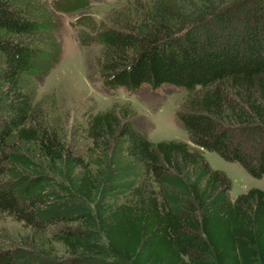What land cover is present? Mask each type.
Segmentation results:
<instances>
[{
  "label": "trees",
  "instance_id": "1",
  "mask_svg": "<svg viewBox=\"0 0 264 264\" xmlns=\"http://www.w3.org/2000/svg\"><path fill=\"white\" fill-rule=\"evenodd\" d=\"M145 4L99 31L103 81L184 88L190 140L264 175V0ZM57 25L41 0H0V211L30 230L0 264H264V187L231 198L200 147L152 141L114 107L88 115L86 153L67 143L37 98Z\"/></svg>",
  "mask_w": 264,
  "mask_h": 264
},
{
  "label": "rangeland",
  "instance_id": "2",
  "mask_svg": "<svg viewBox=\"0 0 264 264\" xmlns=\"http://www.w3.org/2000/svg\"><path fill=\"white\" fill-rule=\"evenodd\" d=\"M53 20L60 44V56L38 81L37 98L49 121L62 126L67 143L86 153L89 139L82 134L89 114L114 107L127 114L133 125L152 141L184 140L194 144L177 116L187 91L173 85L151 87L143 82L138 88L105 83L101 61L103 44L97 36L100 30L131 18L132 8L146 5L147 0H86V5L70 10L58 9L59 0H41ZM122 23V22H121ZM118 25V24H116ZM213 168L224 170L231 180L229 196L234 198L248 188L264 187V175H251L238 161L226 160L213 150L200 147ZM60 223L50 225L45 234ZM30 230L22 221L0 211V247L29 240ZM52 248L59 257L67 256L65 246L54 241Z\"/></svg>",
  "mask_w": 264,
  "mask_h": 264
}]
</instances>
